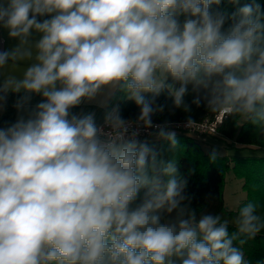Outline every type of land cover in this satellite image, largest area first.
<instances>
[{"label": "clouds", "instance_id": "1", "mask_svg": "<svg viewBox=\"0 0 264 264\" xmlns=\"http://www.w3.org/2000/svg\"><path fill=\"white\" fill-rule=\"evenodd\" d=\"M221 3L0 0V28L18 41L0 51V113L18 95L15 122L0 127V264H249L236 242L264 231L261 205L240 207L233 232L218 214L198 216L178 161L139 139L154 129L177 149L172 122H153L161 95L172 114L203 105L264 137V12ZM115 92L135 119L108 108ZM97 101L103 123L73 111Z\"/></svg>", "mask_w": 264, "mask_h": 264}, {"label": "trees", "instance_id": "2", "mask_svg": "<svg viewBox=\"0 0 264 264\" xmlns=\"http://www.w3.org/2000/svg\"><path fill=\"white\" fill-rule=\"evenodd\" d=\"M253 0H239L238 5L222 0L220 6H213L214 9L226 11L228 14L236 11L237 7L252 3ZM264 12V0H255ZM192 96L186 97V101L191 103ZM157 103L164 104L165 111L162 114L153 116L154 121L164 122L186 120L191 117L194 121L204 119L213 120L217 114L210 113L201 105H192L190 113H185L181 109H175L172 114L171 99L166 95L157 98ZM119 106L121 115L125 118L135 119L139 113V108L131 100L124 98L123 93L112 94L108 108ZM107 109H104V112ZM103 112V113H104ZM177 133L178 147L173 152L170 150L168 142L158 140L155 136L146 139L150 147L158 153V157L164 160L174 158L178 161L179 171L188 180L186 192L192 195V207L196 208L197 215L203 213L218 214L222 219L229 220V231H235L231 221L238 212V209L248 202H255L261 205L258 211L264 214V137L254 131V126L244 123L240 118L226 117L222 114L221 121L217 123L218 134L214 136L226 140L235 141L243 147L260 149L261 154L237 155L229 158L225 155H217L215 160L211 159L213 151H204L200 141L195 134L188 130L172 129ZM231 168L234 175L242 180V187L246 196L239 203L236 209L230 210L223 203L224 174ZM244 251L245 258L249 264H257V261L264 260V231L256 236L254 240H247L243 245L236 242Z\"/></svg>", "mask_w": 264, "mask_h": 264}, {"label": "rangeland", "instance_id": "3", "mask_svg": "<svg viewBox=\"0 0 264 264\" xmlns=\"http://www.w3.org/2000/svg\"><path fill=\"white\" fill-rule=\"evenodd\" d=\"M195 136L200 141L204 151L215 150L218 155H225L232 158L237 155L261 154L260 149L243 147L235 141L226 140L211 134H198ZM245 196L246 193L242 187V180L234 175L231 168L227 169L224 174V205L228 209L234 210L237 208L239 203L243 201Z\"/></svg>", "mask_w": 264, "mask_h": 264}, {"label": "crops", "instance_id": "4", "mask_svg": "<svg viewBox=\"0 0 264 264\" xmlns=\"http://www.w3.org/2000/svg\"><path fill=\"white\" fill-rule=\"evenodd\" d=\"M40 19H42V18H40ZM0 37L2 39L0 51L10 50L13 47H15L16 44L18 43V41H16L15 39L9 38L8 32L6 29L0 28ZM34 38L38 39L39 38L38 34H34ZM30 63H31V61L20 62L17 71H15L13 74L17 75L18 77L22 76L23 70L26 69L30 65ZM3 71L6 75V74H8L9 69H5ZM3 78H4L3 76H0V81H2ZM20 95H22V93ZM17 98H18V95H16V94H11V93L9 94L6 109L2 113H0V118L3 115H7V116L4 119V121L2 122V124L0 125V127L5 126L6 122L7 123L15 122L18 114L16 112V109L13 107V105H14ZM102 98L103 97H101L99 99H102ZM110 98H109V100H110ZM40 99H41V97L38 95L33 96L32 101H31L32 105L34 106L37 102L40 101ZM109 100H108V102H109ZM104 109L105 108H101L98 106V101H97V102L83 104L80 107L73 109V111L75 113H79L81 111H83V112H94L96 114V120H97L103 115Z\"/></svg>", "mask_w": 264, "mask_h": 264}, {"label": "built area", "instance_id": "5", "mask_svg": "<svg viewBox=\"0 0 264 264\" xmlns=\"http://www.w3.org/2000/svg\"><path fill=\"white\" fill-rule=\"evenodd\" d=\"M1 43H2V39L0 37V46H1ZM112 107H114V106H112ZM104 114H105V112L103 113V115L99 119H97L98 124L103 123ZM221 117H222V114H218L215 116V118L213 120H210V119H204L201 121H194L193 120V122L188 127L185 126L186 120L171 121L172 125H173L172 129L188 130L195 135H198V134L214 135V134H218L217 123L221 121ZM128 119H131V118H128ZM153 122L155 124L162 123V122H158V121H154V120H153ZM154 131H155L154 129H151L148 131H142L139 139L142 141H145L146 139L155 136L154 134H150V133H154Z\"/></svg>", "mask_w": 264, "mask_h": 264}, {"label": "water", "instance_id": "6", "mask_svg": "<svg viewBox=\"0 0 264 264\" xmlns=\"http://www.w3.org/2000/svg\"><path fill=\"white\" fill-rule=\"evenodd\" d=\"M7 115H3L1 118H0V125L2 124V122L4 121V119L6 118Z\"/></svg>", "mask_w": 264, "mask_h": 264}]
</instances>
